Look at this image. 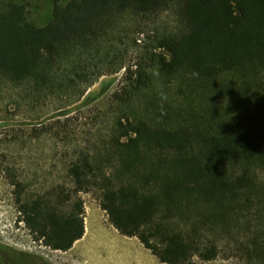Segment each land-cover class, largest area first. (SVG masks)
Masks as SVG:
<instances>
[{
	"label": "trees",
	"instance_id": "trees-1",
	"mask_svg": "<svg viewBox=\"0 0 264 264\" xmlns=\"http://www.w3.org/2000/svg\"><path fill=\"white\" fill-rule=\"evenodd\" d=\"M45 1L43 26L23 0H0V90L42 111L87 105L102 79L122 78L93 137L74 141L70 119L32 130L66 146L65 184L33 194L13 179L35 239L70 251L92 194L162 264L227 250L264 264V0Z\"/></svg>",
	"mask_w": 264,
	"mask_h": 264
},
{
	"label": "rangeland",
	"instance_id": "rangeland-1",
	"mask_svg": "<svg viewBox=\"0 0 264 264\" xmlns=\"http://www.w3.org/2000/svg\"><path fill=\"white\" fill-rule=\"evenodd\" d=\"M23 2L28 5L31 16L38 24L44 26L49 22L53 13L51 3H47L45 0H23ZM121 78L122 74L102 79L89 90L87 95L90 102L87 105H84V100L69 107L63 104L57 106L50 104L47 108L41 109L42 111H31L30 107L17 102L11 88L3 87L0 90L1 245L29 253L34 257L48 261L49 264H113L111 259L118 254L117 249L121 248L120 244L122 243H119V239L115 238L111 229L104 231L99 228L96 230L89 243V252L84 258L79 255L77 248L68 252L53 251L45 247L41 241H37L23 222L20 206L17 204V189L12 183L14 178L24 183H31L29 192L33 194H41L56 185L65 184L63 160V153L66 151L65 142H61L60 138L54 135L43 137L41 140L33 139L32 130L40 123L53 125L57 120L70 119L71 130H68L73 134L74 141L78 138L83 142L88 133L93 137L98 131V127L101 128L98 123L96 124L95 117L98 113L108 112L110 99L118 90ZM102 93L104 94L100 99L92 101L95 96ZM60 107L64 109L58 111ZM64 112H69V114L52 118ZM40 118L41 120H39ZM58 128L63 129V127ZM61 137L63 138V136ZM69 187L73 189L72 186L69 185ZM79 197L85 203L86 218L97 213L103 217L100 204L92 194H80ZM112 247L114 248L112 249ZM125 254L129 255V252ZM144 254L147 255V258L151 257L152 262L157 261V264H162L146 249L142 252L137 248H132L131 251L133 263L137 262L139 258L144 259ZM195 261L196 264H245L240 258L232 256L229 250L210 263L201 262L198 259Z\"/></svg>",
	"mask_w": 264,
	"mask_h": 264
},
{
	"label": "crops",
	"instance_id": "crops-1",
	"mask_svg": "<svg viewBox=\"0 0 264 264\" xmlns=\"http://www.w3.org/2000/svg\"><path fill=\"white\" fill-rule=\"evenodd\" d=\"M100 210H102L100 208ZM103 217L101 214H94L90 216L89 218L87 217L85 220V235L84 237L76 242L73 246L72 249L77 248V251L79 252V255H81L82 258H84L88 252H89V243L93 239L96 230L101 228L102 230H112L113 235H115V238L119 239V243L121 245L120 249H117L118 254L114 255V257L111 259L113 264H157L156 262H152V258L149 257L147 258L146 254H144V259L139 258L137 262L133 263L132 261V256H131V251L132 248H137L139 251L145 250V247L139 242L138 239L136 238H127L125 236H122L109 222L108 216H106V213L102 210ZM106 221H103L105 220ZM124 244V245H123ZM78 245V246H77ZM114 245V244H112ZM77 246V247H76ZM114 247H112L113 249ZM71 249V250H72ZM112 249H110V252H112ZM146 251H148L146 249ZM129 252V255H126L125 253ZM150 252V251H148ZM151 253V252H150ZM153 256V255H152ZM154 260V259H153Z\"/></svg>",
	"mask_w": 264,
	"mask_h": 264
},
{
	"label": "flooded vegetation",
	"instance_id": "flooded-vegetation-1",
	"mask_svg": "<svg viewBox=\"0 0 264 264\" xmlns=\"http://www.w3.org/2000/svg\"><path fill=\"white\" fill-rule=\"evenodd\" d=\"M0 264H49V262L0 244Z\"/></svg>",
	"mask_w": 264,
	"mask_h": 264
},
{
	"label": "clouds",
	"instance_id": "clouds-1",
	"mask_svg": "<svg viewBox=\"0 0 264 264\" xmlns=\"http://www.w3.org/2000/svg\"><path fill=\"white\" fill-rule=\"evenodd\" d=\"M151 72H152V75H154L156 77L160 76V72H159L158 68L151 70ZM193 75H198V74L194 73ZM158 94H159L161 101H167L168 97H167L166 93H164L162 90H160V88H158ZM161 114L163 115L164 113L162 112Z\"/></svg>",
	"mask_w": 264,
	"mask_h": 264
},
{
	"label": "water",
	"instance_id": "water-1",
	"mask_svg": "<svg viewBox=\"0 0 264 264\" xmlns=\"http://www.w3.org/2000/svg\"><path fill=\"white\" fill-rule=\"evenodd\" d=\"M67 114H69V112L60 113V114H58V115H56V116H54V117H52V118L62 117V116H65V115H67Z\"/></svg>",
	"mask_w": 264,
	"mask_h": 264
}]
</instances>
